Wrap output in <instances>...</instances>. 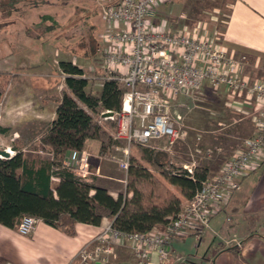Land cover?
<instances>
[{"label":"built area","instance_id":"built-area-1","mask_svg":"<svg viewBox=\"0 0 264 264\" xmlns=\"http://www.w3.org/2000/svg\"><path fill=\"white\" fill-rule=\"evenodd\" d=\"M166 1L95 0L106 24L99 48L103 67L108 78L125 87L121 110L107 116L116 121L113 139L121 147L119 168L126 176L134 145L164 138L173 143L185 136L172 117V100L206 84L213 89L225 86L231 100L250 107L247 115L253 133L218 173L202 182L192 199L167 224L144 232H123L110 220L78 251L80 264H107L116 257V246L124 243L133 252L134 264H153V259L158 264H166L170 258L179 261L181 255L171 247L172 241L189 233L200 238L210 227L212 213L238 188L241 178L264 163V80L248 79L242 73L245 57L236 58L204 27L203 33L185 28L174 32L162 22L154 24L151 15ZM91 155L86 150L72 149L64 157L63 166L88 180L100 172L98 167L92 171ZM184 168L193 173L192 165ZM38 220L23 216L17 231L30 234ZM226 243L237 248L242 245L236 236Z\"/></svg>","mask_w":264,"mask_h":264},{"label":"crops","instance_id":"crops-1","mask_svg":"<svg viewBox=\"0 0 264 264\" xmlns=\"http://www.w3.org/2000/svg\"><path fill=\"white\" fill-rule=\"evenodd\" d=\"M229 6L227 22L221 38L217 37V43L236 55L245 54L251 67L247 65L248 73H252L258 80H264V0H232ZM5 18L8 20L11 15ZM10 24L12 25L9 19L6 27L0 29V35H4L0 47L3 54L0 57L7 66L0 71L13 73L9 70L13 68L9 60L13 53L12 48L21 51L25 46L18 42L12 44L5 38L10 35ZM30 40L28 44H32ZM15 65L20 71L7 83L4 88L6 93L3 91L0 102V127L7 130L5 133L0 132V138L6 140L4 146L0 147L14 152V139H20L22 151L28 154V146L39 138H35L34 133L40 126L44 132L56 117L57 102L50 97L58 96L56 89L52 87V80L60 69L58 64L50 62V57L35 63L19 62ZM175 101H178L180 106L196 108L195 116L192 115L196 118L193 120L195 124L188 125L187 113L182 120L185 119L190 128L195 126L194 129L200 131L204 130V124L207 122V117L204 119L203 115L221 118L229 113L241 118L250 112V107L242 104V101L237 100V103L231 100L225 86L213 89L206 84L195 93L178 96ZM221 122L217 124L221 125ZM91 143L97 151L98 143L89 140L87 146ZM175 147L173 143H169L165 149L172 157L175 154L181 159L183 152ZM86 148L82 150L88 151ZM118 148L121 151L120 145ZM217 149L227 151L223 146ZM69 152L70 150L67 154ZM37 154V157L51 156L49 152L40 149ZM98 154L95 153V156ZM230 157L231 155L227 154L219 161L216 157L208 161L209 163L206 161L194 168L205 169V176L208 178L219 172ZM103 168L108 169L105 165ZM90 179L87 181L93 183ZM108 189L114 196L118 194ZM222 214L224 217H220ZM110 220L104 217L99 225L77 223L74 235H67L41 220L36 222L28 235H21L16 226L7 227L0 224V264H80L76 258L78 251ZM233 236L241 240L240 248L227 245L226 241ZM171 247L181 255V259L175 262L170 258L166 264H264V163L241 178L231 197L225 199L221 207L212 213L210 227L200 238L194 233H189L174 239ZM115 251L116 257L107 264H134V255L128 243L117 245ZM153 264L158 262L153 259Z\"/></svg>","mask_w":264,"mask_h":264},{"label":"trees","instance_id":"trees-1","mask_svg":"<svg viewBox=\"0 0 264 264\" xmlns=\"http://www.w3.org/2000/svg\"><path fill=\"white\" fill-rule=\"evenodd\" d=\"M20 1L0 0L1 17L31 7V2L19 5ZM37 26L44 28L40 22ZM58 67L66 89L50 97L57 102L56 117L38 145L51 156L29 157L20 140L14 139L13 155L0 158V224L14 227L29 215L67 235L75 234L77 223L99 225L104 217L123 232H144L167 224L181 211L183 201H190L201 188L207 179L205 169L194 168L189 174L173 163L167 151L137 144L138 156L130 157L124 192L114 196L107 187L77 177L63 166L64 157L69 150L86 148L89 140L98 143L99 154L108 153L116 142V121L101 114L103 121L98 123L94 115L120 111L125 87L103 75L99 92H93L92 80L81 67L69 60H59ZM16 75L0 71V102ZM6 131L0 127V132Z\"/></svg>","mask_w":264,"mask_h":264},{"label":"rangeland","instance_id":"rangeland-1","mask_svg":"<svg viewBox=\"0 0 264 264\" xmlns=\"http://www.w3.org/2000/svg\"><path fill=\"white\" fill-rule=\"evenodd\" d=\"M231 1L167 0L154 10L151 15V21L157 25L162 22L166 29L174 32L185 28L188 30L196 29L197 32L199 30L200 33H203L202 27H204L210 36H216L217 39V37L221 38V34L225 28ZM26 2H31L32 4H29L31 7L24 6L22 10L14 12L8 20L2 18L0 14V25L5 21H9V19L12 23L9 28L10 35L5 38L12 44L18 42L25 46V49L21 51L12 48L13 53L9 60L13 64V68L11 67L9 70H12L13 73L20 71L15 65L19 62L35 63V61H43L44 58L47 60L50 57V62L57 65L59 60H69L81 67L85 75L92 80L91 90L99 92L101 78L103 75H107L103 67V57L99 51L102 45L100 35L105 32L106 24L100 18L99 7L95 3V0H22L19 2V5ZM39 22L44 28L37 26ZM4 26H1L0 29ZM19 29H21V32ZM23 33L24 35L26 33L28 35L24 36ZM28 36L32 37V39ZM29 38L32 40V44H28ZM3 39L4 35H0V47H2ZM2 54L0 51V56ZM241 56L245 57V66L243 64L242 73L250 80L259 79L252 73H248V66L249 68L251 67L247 56L243 53L239 55L235 54L236 58ZM1 58L0 69L4 70L7 66L5 63L3 64ZM47 71H49V68H47ZM63 77L64 74L58 70L52 80V87L56 89L59 96L66 89ZM195 91L191 93H195ZM195 110L196 108H192L191 106L188 108L180 106L178 101L172 100V117L176 121V126L185 133V136L173 142L176 150L179 148L183 152L181 159L175 154L172 157L167 151L176 166L183 167V165L188 164L192 165L194 169V167L203 165L204 162L211 161L216 157L219 161L227 156V154L232 155L241 148L244 139L253 133V124L249 115L240 118L238 115L235 117L231 114L229 115V113L221 118L209 114L203 115L202 118L206 119L207 117L204 130L194 129L195 126H191L194 127L192 129L188 125L195 124L193 121L196 119L194 118ZM186 113L189 115L188 125L185 119L182 120V117ZM94 118L98 123H101L103 121L101 111L94 115ZM219 121H222L221 125L217 124ZM114 133L115 131L113 135ZM42 134L43 130L40 126L38 131L34 133L35 138H39L35 139L34 144H31L27 148V155L29 157H36L38 155V145ZM4 143H6V140L0 138V146H4ZM119 145V142H115L108 149L107 154H98L96 156L95 153L97 151L94 150L95 148L92 143L86 148L92 154L90 157L92 171H95L96 167H100L99 175L92 174L89 177L91 178L90 181L107 186L114 194L124 192L127 184V175L125 176L117 164V157L120 156ZM168 145L169 140L167 138L151 141L147 144V146L165 151ZM136 146L134 145L132 148L130 157L138 156ZM219 146H223L227 151L217 149ZM103 165L107 166L108 169H104ZM100 175L103 177H100ZM187 202L183 201L182 209ZM220 217H224V215L222 214Z\"/></svg>","mask_w":264,"mask_h":264},{"label":"water","instance_id":"water-1","mask_svg":"<svg viewBox=\"0 0 264 264\" xmlns=\"http://www.w3.org/2000/svg\"><path fill=\"white\" fill-rule=\"evenodd\" d=\"M113 113L110 111L104 112V116H111ZM10 157V153L6 149H0V158H8Z\"/></svg>","mask_w":264,"mask_h":264}]
</instances>
